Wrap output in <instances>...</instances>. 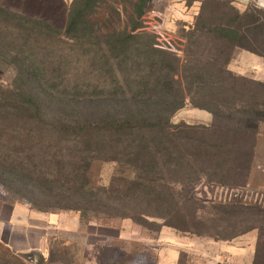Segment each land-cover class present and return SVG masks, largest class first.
<instances>
[{
  "label": "rangeland",
  "instance_id": "1",
  "mask_svg": "<svg viewBox=\"0 0 264 264\" xmlns=\"http://www.w3.org/2000/svg\"><path fill=\"white\" fill-rule=\"evenodd\" d=\"M262 2L0 0V196L48 215L42 264H157L170 232L264 264Z\"/></svg>",
  "mask_w": 264,
  "mask_h": 264
},
{
  "label": "crops",
  "instance_id": "2",
  "mask_svg": "<svg viewBox=\"0 0 264 264\" xmlns=\"http://www.w3.org/2000/svg\"><path fill=\"white\" fill-rule=\"evenodd\" d=\"M245 1L250 0H243ZM262 1L264 3V0ZM247 62L252 68L263 71L260 73L264 76L263 58L247 54ZM47 216L25 205L8 204L0 196V245L17 256L36 252L43 255L49 244L48 224L44 220ZM60 217L59 219H65L64 216ZM71 226L77 227L78 221L73 222ZM168 236L172 237L174 243L161 246L157 264H237L233 260L248 261L252 254V248L241 247L234 242L224 246L216 242L196 244L191 238L173 232Z\"/></svg>",
  "mask_w": 264,
  "mask_h": 264
},
{
  "label": "trees",
  "instance_id": "3",
  "mask_svg": "<svg viewBox=\"0 0 264 264\" xmlns=\"http://www.w3.org/2000/svg\"><path fill=\"white\" fill-rule=\"evenodd\" d=\"M255 13H262L264 15V12H258L256 10H252V9H248L244 14H243V17L245 18H251L253 19V25L256 27V28H259L260 30H264V21L262 22L261 21V18L259 17H256L255 16ZM224 33H227L226 30L223 31V34ZM225 38H227L226 35H224ZM255 47L253 49H246V48H243L242 46H237L239 48H243L245 49L246 51L250 52L251 54L255 55V56H258V57H261V58H264V38L260 37L257 39V41L255 42ZM224 73L227 75V77L230 78V80L233 82V83H238L239 85L242 84V85H248L249 83H251L249 80H247L246 78H237L235 77L234 75L231 74V72L229 73L226 70H224ZM258 86H260L261 88H264V84H258ZM236 89H239V88H236ZM244 106V105H242ZM241 106V108H242ZM260 104H254L252 107L256 110H254L252 112V114H254V116L252 117H247V118H243L242 121H241V125H244L246 129H250L249 131H252V132H257V129H258V125H259V122L262 121L261 118H259V116L262 114L261 111H258V108H259ZM253 108L251 109V111L253 110ZM221 113V110H218L217 113H213L214 116L216 117V114L217 115H220ZM245 112H241V114H243ZM248 114V112L245 113V115ZM250 114V113H249ZM8 204H12V205H15V203H10L8 201H6ZM26 206V205H25ZM28 207V206H27ZM30 208V207H29ZM31 209V208H30ZM32 210V209H31ZM13 254V253H12ZM14 255V254H13Z\"/></svg>",
  "mask_w": 264,
  "mask_h": 264
},
{
  "label": "built area",
  "instance_id": "4",
  "mask_svg": "<svg viewBox=\"0 0 264 264\" xmlns=\"http://www.w3.org/2000/svg\"><path fill=\"white\" fill-rule=\"evenodd\" d=\"M166 20H167V14L165 12H152L149 14L148 17V22H146L147 29L150 33H152L154 36L157 37L158 42L160 43L161 46H163L161 40H167L166 38H170L169 34L167 33L165 29L166 25ZM162 49H165L167 51H172V52H180L176 50L173 46L169 44V46L161 47Z\"/></svg>",
  "mask_w": 264,
  "mask_h": 264
},
{
  "label": "water",
  "instance_id": "5",
  "mask_svg": "<svg viewBox=\"0 0 264 264\" xmlns=\"http://www.w3.org/2000/svg\"><path fill=\"white\" fill-rule=\"evenodd\" d=\"M18 256L29 264H42L43 259H44L43 255L39 252L29 253V254H20Z\"/></svg>",
  "mask_w": 264,
  "mask_h": 264
}]
</instances>
